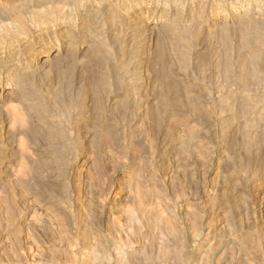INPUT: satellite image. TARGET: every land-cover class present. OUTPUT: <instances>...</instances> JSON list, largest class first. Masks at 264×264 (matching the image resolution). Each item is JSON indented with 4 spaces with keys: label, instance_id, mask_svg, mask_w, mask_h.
<instances>
[{
    "label": "rangeland",
    "instance_id": "rangeland-1",
    "mask_svg": "<svg viewBox=\"0 0 264 264\" xmlns=\"http://www.w3.org/2000/svg\"><path fill=\"white\" fill-rule=\"evenodd\" d=\"M1 53L0 264H264V0H0Z\"/></svg>",
    "mask_w": 264,
    "mask_h": 264
},
{
    "label": "bare ground",
    "instance_id": "bare-ground-1",
    "mask_svg": "<svg viewBox=\"0 0 264 264\" xmlns=\"http://www.w3.org/2000/svg\"><path fill=\"white\" fill-rule=\"evenodd\" d=\"M155 27L156 26H150L148 28V42L149 44H151V41L152 39L154 38V35H155ZM11 42V41H10ZM12 43V42H11ZM9 43V44H11ZM18 43V42H16ZM14 44V43H13ZM20 44V43H19ZM20 47V46H19ZM12 49V48H11ZM61 47H58L56 50H48L46 51V53L44 51L40 52L36 57L33 58V60H31L29 62V67L30 65L34 64L35 66L38 65V67L36 68H39V69H45L46 67H51L52 64H53V61L56 59L57 57V54L61 51ZM16 50V49H15ZM55 53V54H53ZM6 59V55L2 54L1 53V56H0V61L2 63V61H5ZM15 68H16V71L18 72L21 68V65L20 63L15 65ZM6 88H2L0 87V101H2V99L7 95V91H5ZM9 94V93H8ZM11 95V94H10ZM3 119V118H2ZM2 122V121H1ZM8 119H4L3 120V127L0 128V131L3 130V132L5 134H9V135H12L14 134L15 132H12V130L10 129V127L7 125L8 124Z\"/></svg>",
    "mask_w": 264,
    "mask_h": 264
}]
</instances>
